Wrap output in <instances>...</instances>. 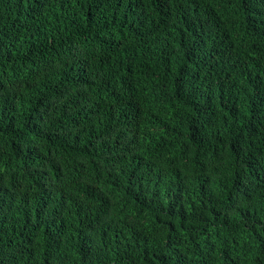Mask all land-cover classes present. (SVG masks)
Returning a JSON list of instances; mask_svg holds the SVG:
<instances>
[{"label":"trees","instance_id":"obj_1","mask_svg":"<svg viewBox=\"0 0 264 264\" xmlns=\"http://www.w3.org/2000/svg\"><path fill=\"white\" fill-rule=\"evenodd\" d=\"M0 264H264V0H0Z\"/></svg>","mask_w":264,"mask_h":264}]
</instances>
